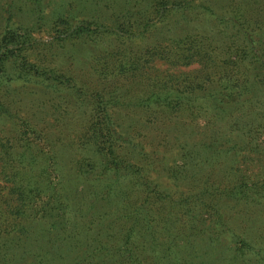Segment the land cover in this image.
Here are the masks:
<instances>
[{
  "label": "trees",
  "instance_id": "trees-1",
  "mask_svg": "<svg viewBox=\"0 0 264 264\" xmlns=\"http://www.w3.org/2000/svg\"><path fill=\"white\" fill-rule=\"evenodd\" d=\"M93 5L103 11L60 14L51 30L63 47L103 49L90 84L31 62L24 26L0 31V264H264V225L244 218L264 206V0ZM157 23L140 53L125 44ZM148 122L164 140L177 126L172 148L205 173L198 186L159 183L197 173L161 171L140 139Z\"/></svg>",
  "mask_w": 264,
  "mask_h": 264
},
{
  "label": "rangeland",
  "instance_id": "rangeland-1",
  "mask_svg": "<svg viewBox=\"0 0 264 264\" xmlns=\"http://www.w3.org/2000/svg\"><path fill=\"white\" fill-rule=\"evenodd\" d=\"M6 1H8V4H10V1L14 2L11 9V17L9 16V14L4 12V5ZM30 2V0H0V31L7 24L13 26H24L29 30L28 32L30 33L31 39L33 40V49H31V54L33 57L32 59H30L31 62L33 60L41 61L45 64L44 66H47L53 70H58L59 72L62 71L65 73H72V76L79 79L82 78L81 81L90 84L93 80L91 76L93 72L90 66V56L96 57V54H99L100 51L101 53H103V49L99 48V51H96L95 48H85L84 46H79L76 41L72 42L73 45L71 44V46H68L67 48L63 47V44H61L59 40L55 39L56 33L51 31L53 28L52 22H54L60 14L75 16V19L81 20L84 18H91V16H93L94 14L101 13L103 10L94 8V0H42L40 9H43V11L41 13H35ZM203 22L202 25L204 24ZM158 26L159 24L157 23L155 27H151L149 29V32L146 34V36L138 38L134 40V42L130 43H126L124 41L125 44L135 50L134 52H138L143 45L151 44L159 39L160 35L157 31L158 28H156ZM227 27H229L228 32H231L232 34L231 25ZM222 28L223 27H221L220 29ZM223 31L225 32V30ZM225 42H228V40H225ZM141 50L139 51V53L141 52ZM197 68V65H193L190 68H182L181 70L189 72L194 71ZM116 85L117 83H115V81L108 82V86L110 87H114ZM37 90L39 89H35L33 91L36 92ZM60 92L61 91L53 92V95H51V97L54 98V101H56L58 104L70 102L73 105L72 102H74L75 100L74 96L72 94H69L68 92ZM39 97L43 98L44 100L46 99L44 94ZM60 97L64 98V102L60 101ZM34 98H36L34 100H40L37 98V96ZM64 104L66 106L69 105L66 103ZM124 112V109L120 110V114L118 116L119 118H121L124 125L130 124L129 121L132 120H134L135 122V119L138 118V116H135L127 119L124 116ZM68 120H70V118H68ZM147 124L148 125H139L141 134L143 135V137H146L140 139H143L142 141L145 142L147 150H156L159 157L163 159V163L166 164V166L161 167V171H163V168L166 167V172L170 170L169 168H173L178 170L181 169L183 173L190 174L193 171L194 173H197L191 174V177L186 180L184 178H181L180 182L179 180H173L172 178H170L161 180L159 181V183L165 187L168 186V189L172 188V191L180 194L190 191L193 187L198 186L199 182L201 181L200 179L204 178L205 173H201L199 168H194L192 170L185 166L184 164L186 163V158L182 159V152L178 153L177 149L172 148V142L174 137L177 135V131H171L170 129L177 128V126H172L170 124L166 125L168 126L167 129L169 130V140H164L162 138H157L158 132L155 131V122H148ZM190 139L194 143L201 140V136H195L194 138L190 137ZM152 140H155L156 142V146L154 145V147L149 146ZM226 172V174H228L229 170L227 169ZM177 185L178 187L175 189H178L179 191L173 189ZM244 218L245 220L248 219V224L250 225V227L252 223H254L255 229L263 227L264 206H260V208L256 207V209L251 208L250 210H248V212L244 213Z\"/></svg>",
  "mask_w": 264,
  "mask_h": 264
}]
</instances>
